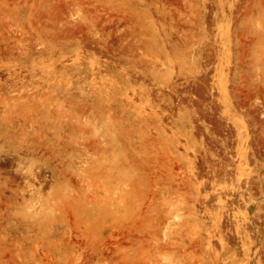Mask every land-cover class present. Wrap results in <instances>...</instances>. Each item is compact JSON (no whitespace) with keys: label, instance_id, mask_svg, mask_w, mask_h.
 Here are the masks:
<instances>
[{"label":"rangeland","instance_id":"374dc122","mask_svg":"<svg viewBox=\"0 0 264 264\" xmlns=\"http://www.w3.org/2000/svg\"><path fill=\"white\" fill-rule=\"evenodd\" d=\"M0 264H264V0H0Z\"/></svg>","mask_w":264,"mask_h":264}]
</instances>
